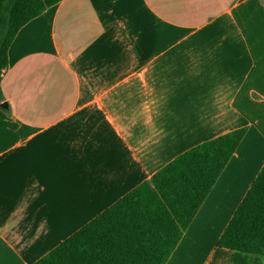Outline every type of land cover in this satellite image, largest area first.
I'll return each instance as SVG.
<instances>
[{
    "label": "crops",
    "instance_id": "0c3cea01",
    "mask_svg": "<svg viewBox=\"0 0 264 264\" xmlns=\"http://www.w3.org/2000/svg\"><path fill=\"white\" fill-rule=\"evenodd\" d=\"M0 93V264L245 127L164 263L237 264L217 240L264 162V0H59L14 35Z\"/></svg>",
    "mask_w": 264,
    "mask_h": 264
},
{
    "label": "trees",
    "instance_id": "16d2710c",
    "mask_svg": "<svg viewBox=\"0 0 264 264\" xmlns=\"http://www.w3.org/2000/svg\"><path fill=\"white\" fill-rule=\"evenodd\" d=\"M58 1L0 0V77L18 29ZM244 132L240 127L181 152L33 264H164ZM217 245L231 249L237 264L264 256V162Z\"/></svg>",
    "mask_w": 264,
    "mask_h": 264
},
{
    "label": "water",
    "instance_id": "95a60500",
    "mask_svg": "<svg viewBox=\"0 0 264 264\" xmlns=\"http://www.w3.org/2000/svg\"><path fill=\"white\" fill-rule=\"evenodd\" d=\"M0 106H1V107H6V106H7V103H6L5 101H1V102H0Z\"/></svg>",
    "mask_w": 264,
    "mask_h": 264
}]
</instances>
